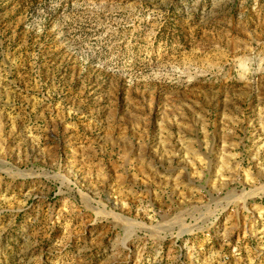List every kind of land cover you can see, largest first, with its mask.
Wrapping results in <instances>:
<instances>
[{"label":"rangeland","instance_id":"obj_1","mask_svg":"<svg viewBox=\"0 0 264 264\" xmlns=\"http://www.w3.org/2000/svg\"><path fill=\"white\" fill-rule=\"evenodd\" d=\"M0 264H264V0H0Z\"/></svg>","mask_w":264,"mask_h":264}]
</instances>
